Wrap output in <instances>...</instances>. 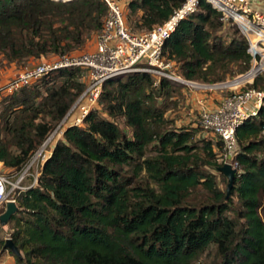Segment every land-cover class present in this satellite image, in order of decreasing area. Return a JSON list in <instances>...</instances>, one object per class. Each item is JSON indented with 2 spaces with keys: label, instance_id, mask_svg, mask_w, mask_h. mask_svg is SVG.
<instances>
[{
  "label": "trees",
  "instance_id": "trees-1",
  "mask_svg": "<svg viewBox=\"0 0 264 264\" xmlns=\"http://www.w3.org/2000/svg\"><path fill=\"white\" fill-rule=\"evenodd\" d=\"M184 1L128 0L126 21L132 31L151 30ZM107 12L103 0H0V67L83 49ZM219 17L200 0L165 41L163 57L185 79L222 83L249 69L245 37L236 29L225 39ZM84 73L58 69L1 96L0 161L10 173L69 112ZM185 86H155L146 72L104 83L98 107L64 129L37 183L15 197L6 226L21 254L7 250L16 264H264V106L236 129L239 167L227 198L214 149L221 141L195 140L165 117L164 100Z\"/></svg>",
  "mask_w": 264,
  "mask_h": 264
},
{
  "label": "built area",
  "instance_id": "built-area-1",
  "mask_svg": "<svg viewBox=\"0 0 264 264\" xmlns=\"http://www.w3.org/2000/svg\"><path fill=\"white\" fill-rule=\"evenodd\" d=\"M108 12L102 26L90 41L88 48L52 56L41 62L23 66L0 85V98L20 88L31 85L44 75L64 68H79L85 71L86 87L75 103L29 161L17 172L10 173L0 161V208L37 183L39 172L31 169L44 163L50 151L46 146L61 138L69 125H83L89 112L98 107L104 83L112 78L133 72H146L157 86L162 79L184 85H197L177 72L174 61L163 57L165 41L178 23L196 12L200 0H185L161 25L151 30L132 31L126 21L128 0H103ZM219 13L223 27L236 26L247 41L251 56L249 69L238 77L213 84L216 88L230 89L216 102L197 99L199 127L216 140L221 141L222 150L217 160L220 166L230 164L238 172L237 154L240 151L236 129L251 117H256L264 106V0H206ZM258 77H263L260 86H249ZM209 86V85H206ZM30 178L29 182H27Z\"/></svg>",
  "mask_w": 264,
  "mask_h": 264
},
{
  "label": "rangeland",
  "instance_id": "rangeland-1",
  "mask_svg": "<svg viewBox=\"0 0 264 264\" xmlns=\"http://www.w3.org/2000/svg\"><path fill=\"white\" fill-rule=\"evenodd\" d=\"M127 24H128V27L131 28V25L128 22ZM236 29L237 27L232 26V25L223 27L221 33L223 34V37L227 39V37L231 35V33ZM134 31H141V30L135 29ZM90 41L85 45L83 49H86L89 47ZM41 61L42 60H39V61L34 60V63H38ZM12 66H14L15 68L11 69ZM12 66L11 64H8V63L4 64L3 66L0 67V73L2 70L15 73L16 71L18 72L21 67H23V66L16 65V64ZM12 76H9V78ZM230 80L232 79H229L225 82H228ZM191 82L197 85L190 84V85H186L185 87L181 89L176 88V90H174V92L172 93V96L168 98L167 100H164L167 106L165 117L170 122L169 127L170 129H177V130H181V129L193 130L195 134L194 136L195 140H199V139L216 140L210 134L203 131L197 124V117H198L197 99L203 98L204 101H208V102L213 101L215 103L218 97L227 94L228 92H230V89L228 87L216 88V87L211 86L213 84H207V83H202V82H197V81H191ZM225 82H222V83H225ZM222 83H215V84L218 85ZM206 85H209V86H206ZM50 143H51L50 145L46 146V150L48 151H50V147L54 143V141ZM41 149L42 147L40 148V150ZM215 149L217 150L218 153L222 150V148L220 149L215 148ZM153 154H154L153 150L151 148H148L147 155H153ZM36 171L37 172L40 171V166H38L37 168L34 167L31 169L32 173H35ZM146 179L147 178L144 177V173H141L140 180L145 182ZM29 180L30 178H28L27 182H29ZM218 184L222 190L224 191L226 190V183L220 178L219 175H218ZM9 232H10V229L8 228V226H5L4 234H3L5 240L7 238H11ZM0 264H16V263L13 260V257L9 254V252L5 250L2 252Z\"/></svg>",
  "mask_w": 264,
  "mask_h": 264
},
{
  "label": "water",
  "instance_id": "water-1",
  "mask_svg": "<svg viewBox=\"0 0 264 264\" xmlns=\"http://www.w3.org/2000/svg\"><path fill=\"white\" fill-rule=\"evenodd\" d=\"M57 1H72V0H57ZM218 171L225 177L227 181L226 185V197L228 198L233 187L234 178L237 170L232 168L230 164H223L218 167ZM18 212V206L15 201H9L6 203L5 210L0 213V225L6 226L11 220L12 216ZM4 248L11 251L16 256H20L18 247L14 244L11 238H7L4 243Z\"/></svg>",
  "mask_w": 264,
  "mask_h": 264
},
{
  "label": "crops",
  "instance_id": "crops-1",
  "mask_svg": "<svg viewBox=\"0 0 264 264\" xmlns=\"http://www.w3.org/2000/svg\"><path fill=\"white\" fill-rule=\"evenodd\" d=\"M30 62H32V63H34L33 61H30ZM12 65H14L13 63H11V66ZM15 67L14 66H12V68L11 69H14ZM15 73H17V71L15 72ZM15 73H11V72H9V71H1V73H0V84H3L8 78H9V76H12L13 74H15ZM54 144V143H53ZM52 144V145H53ZM51 145V146H52ZM14 260V259H13Z\"/></svg>",
  "mask_w": 264,
  "mask_h": 264
}]
</instances>
